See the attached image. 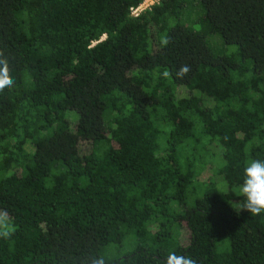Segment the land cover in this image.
<instances>
[{"label": "trees", "instance_id": "trees-1", "mask_svg": "<svg viewBox=\"0 0 264 264\" xmlns=\"http://www.w3.org/2000/svg\"><path fill=\"white\" fill-rule=\"evenodd\" d=\"M142 2L0 0L14 79L0 209L16 228L0 264H264V214L232 207L264 160V0H160L132 17Z\"/></svg>", "mask_w": 264, "mask_h": 264}, {"label": "clouds", "instance_id": "clouds-1", "mask_svg": "<svg viewBox=\"0 0 264 264\" xmlns=\"http://www.w3.org/2000/svg\"><path fill=\"white\" fill-rule=\"evenodd\" d=\"M159 43L161 47H167L170 43L169 37L166 34L163 35ZM190 70V66L182 65L177 76L183 78ZM163 75L168 77L169 72L165 71ZM13 85L14 79L10 73L9 60L0 50V93H3L5 89H11ZM239 196L242 199L232 204L235 210H246L252 216L264 214V160L253 159L246 163L243 183L239 186ZM15 231V224L7 209H0V239L10 240ZM92 264H106L105 257L94 255ZM164 264H197V261L191 256L177 255L172 252L166 257Z\"/></svg>", "mask_w": 264, "mask_h": 264}, {"label": "rangeland", "instance_id": "rangeland-1", "mask_svg": "<svg viewBox=\"0 0 264 264\" xmlns=\"http://www.w3.org/2000/svg\"><path fill=\"white\" fill-rule=\"evenodd\" d=\"M195 30H199V25H195L194 26ZM208 43L210 45V47L219 54H225V55H233L234 53L237 52V47L233 46V45H226L222 42V40L220 39L219 36H213V37H209L208 38ZM189 92L185 89V88H181L178 91V96L180 97H184V96H189ZM90 150V145L88 144H84L82 146V152L86 153L89 152ZM214 152H216L217 157L216 159H214L212 165L210 164L209 167L207 168L206 172L204 173V177L203 178H210L213 175V172L215 171L213 168H215L216 166H219L221 160L219 157V148L214 146L213 147ZM214 180L216 181L217 187L221 192H225L226 191V186L224 184V182L222 181V178H220L218 175H215ZM182 239L185 241H187L186 236L183 235Z\"/></svg>", "mask_w": 264, "mask_h": 264}, {"label": "built area", "instance_id": "built-area-1", "mask_svg": "<svg viewBox=\"0 0 264 264\" xmlns=\"http://www.w3.org/2000/svg\"><path fill=\"white\" fill-rule=\"evenodd\" d=\"M160 0H143V2L135 8L131 9V16L139 17L144 11L150 10L154 5L158 4Z\"/></svg>", "mask_w": 264, "mask_h": 264}]
</instances>
